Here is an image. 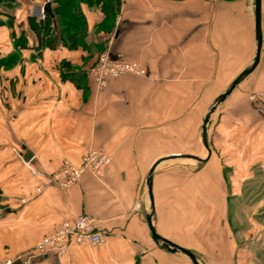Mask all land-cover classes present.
Listing matches in <instances>:
<instances>
[{"label":"crops","instance_id":"obj_1","mask_svg":"<svg viewBox=\"0 0 264 264\" xmlns=\"http://www.w3.org/2000/svg\"><path fill=\"white\" fill-rule=\"evenodd\" d=\"M83 10L89 35L76 50L21 49L13 29L0 26V258L193 264L153 239L147 177L163 156L206 153L210 106L257 52L255 0H122L111 31L98 28L99 8ZM261 28L259 64L212 116L210 158L168 159L153 177L157 232L203 264H264V102L253 98L264 91V0ZM106 50L140 61L149 76L97 89L92 67ZM15 53L20 61L4 62ZM93 148L112 157L101 178L85 171L69 188L53 183L65 161L79 166ZM84 214L99 219L103 243H73L61 255L32 251Z\"/></svg>","mask_w":264,"mask_h":264},{"label":"built area","instance_id":"obj_2","mask_svg":"<svg viewBox=\"0 0 264 264\" xmlns=\"http://www.w3.org/2000/svg\"><path fill=\"white\" fill-rule=\"evenodd\" d=\"M43 5L35 7L31 13L33 17L45 19L47 13ZM148 69L138 60L128 58L113 59L109 51H103L98 56L97 62L92 67L97 89L103 90L108 86L109 80L126 75L147 77ZM253 98H260L264 102V91L256 93ZM112 157L101 148H93L83 157L79 166L65 161L63 168L51 175V180L61 188H69L81 181L85 171H90L94 176L101 178L103 172L110 165ZM41 189H39L40 191ZM105 236L99 226V219L95 216L84 214L74 221H65L57 230L39 239L32 247V251L46 255L56 251L59 255L67 252L70 245H97L103 243ZM23 255L0 258V264H14L15 259H22Z\"/></svg>","mask_w":264,"mask_h":264},{"label":"trees","instance_id":"obj_3","mask_svg":"<svg viewBox=\"0 0 264 264\" xmlns=\"http://www.w3.org/2000/svg\"><path fill=\"white\" fill-rule=\"evenodd\" d=\"M50 2L54 15L47 14L43 20L27 15L22 21L25 24L24 31L18 34L14 29V14L6 11V8H16L18 0H0V14L8 16L7 20L0 18V26L6 25L13 29L15 46L22 49L32 42L38 51L57 50L59 47L76 50L84 47L89 35V22L83 5L99 8L105 16L98 28L111 31L114 28L122 0H52ZM22 22L19 27L23 26ZM18 58L19 54L15 53L4 62L17 61Z\"/></svg>","mask_w":264,"mask_h":264},{"label":"water","instance_id":"obj_4","mask_svg":"<svg viewBox=\"0 0 264 264\" xmlns=\"http://www.w3.org/2000/svg\"><path fill=\"white\" fill-rule=\"evenodd\" d=\"M255 6H256V34H257V52L255 55L254 60L252 63L244 69V71L233 81V83L228 87V89L219 95L217 99L212 103V105L209 108V111L206 115L203 129H202V138L203 143L206 148V153L204 155H196V154H182V155H172V156H163L159 158L151 167L148 177H147V189L148 194L150 197V211L147 214V222L149 225V228L151 230L153 239L163 248H166L168 250L179 252L187 257L190 258L193 264H203L199 258V256L193 252L192 250L185 248L174 241L163 237L160 235L154 224V217H155V198H154V191H153V177L156 169L159 167V165L168 159H193L200 162H204L208 160L212 154V150L209 144V137H208V130L209 125L211 123L212 116L218 106L232 93V91L248 76L250 75L254 69L257 67L260 61L261 56V50H262V43H263V36H262V28H261V15H262V0H255ZM44 9L47 14L53 16V9L52 4L50 2L46 3L44 6ZM31 158V154H28L24 156V159L29 160Z\"/></svg>","mask_w":264,"mask_h":264},{"label":"rangeland","instance_id":"obj_5","mask_svg":"<svg viewBox=\"0 0 264 264\" xmlns=\"http://www.w3.org/2000/svg\"><path fill=\"white\" fill-rule=\"evenodd\" d=\"M44 1L45 0H18V5H17V7L16 8H6V11H10L11 13H13V11H15L16 9V11L18 12V14H19V17H18V21H17V24L18 25H20V23L21 22H19V21H21L22 20V18L24 17V15H30L33 11H34V8L35 7H39V6H41V5H43V3H44ZM50 1H52V0H50ZM24 9L26 10L25 12H24ZM21 12L23 13V14H21ZM32 15V14H31ZM21 16H23V17H21ZM24 19H25V17H24ZM22 25L23 26H20V27H22V28H20L19 26H18V34H20V32H22V31H24L23 29V27H24V22H22ZM26 32V31H25ZM102 53V52H101ZM21 59H18V61H20ZM235 219H237V218H234V220ZM240 221H243V217L241 218V220Z\"/></svg>","mask_w":264,"mask_h":264}]
</instances>
